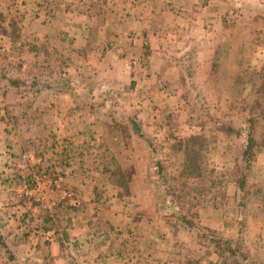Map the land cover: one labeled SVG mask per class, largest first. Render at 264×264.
Returning a JSON list of instances; mask_svg holds the SVG:
<instances>
[{
	"label": "rangeland",
	"instance_id": "374dc122",
	"mask_svg": "<svg viewBox=\"0 0 264 264\" xmlns=\"http://www.w3.org/2000/svg\"><path fill=\"white\" fill-rule=\"evenodd\" d=\"M168 1L0 0V264H264V128L244 161L238 104L264 106V21L232 22L209 59L201 1ZM200 133L187 179L180 142Z\"/></svg>",
	"mask_w": 264,
	"mask_h": 264
},
{
	"label": "crops",
	"instance_id": "0c3cea01",
	"mask_svg": "<svg viewBox=\"0 0 264 264\" xmlns=\"http://www.w3.org/2000/svg\"><path fill=\"white\" fill-rule=\"evenodd\" d=\"M166 1L169 2L168 0ZM180 1L183 2V4L187 3V1L196 3L201 1L200 3L202 5L199 10L196 11L197 13L193 10L191 14L188 13L187 16L190 25L192 26L190 33L194 31V35L191 34V36L193 38H199V48L202 51V54L206 55L204 57H208L209 59H213L214 54L220 51L223 46H226L228 49L231 45L229 42L230 36L233 33L231 31V26H233L231 25L232 22H235L236 25H241V22L246 25L248 23H254L253 26L259 28V26L262 25L261 22L264 21V0H177L178 3H180ZM174 5L176 6L177 4ZM167 10V13H171V11L183 12L185 8L183 6L179 7L178 5L177 9H174L173 7L168 8ZM160 11L161 9L157 12L160 14ZM183 14L184 13H181V15ZM87 17L89 16L86 15V18ZM180 20L183 21L184 19L180 18ZM182 26L183 28L188 29V27H184L183 24ZM162 49L164 50L166 48L164 47ZM236 49L239 51L241 48L237 47ZM258 50L259 53H263L264 46H260ZM112 58H115L119 64L123 57H115L113 56V53L108 52L103 61L109 62L112 61ZM131 76L132 73L130 74V77ZM8 155V153H4L6 160L9 158Z\"/></svg>",
	"mask_w": 264,
	"mask_h": 264
},
{
	"label": "trees",
	"instance_id": "16d2710c",
	"mask_svg": "<svg viewBox=\"0 0 264 264\" xmlns=\"http://www.w3.org/2000/svg\"><path fill=\"white\" fill-rule=\"evenodd\" d=\"M12 22V21H11ZM250 83L253 85H261L264 86V72H258L254 75V79H250ZM11 84H14V82L11 81ZM238 104L239 107L241 106V111L246 115L245 122L247 124V147L245 148L243 152V159L244 161L249 160L252 157V149L257 144V133H258V127L260 124H263L264 128V106L258 103H249L246 100L240 101ZM229 130V129H228ZM143 136V134H141ZM264 136V134H263ZM207 135L205 133H200L198 135L191 136L184 141L180 142V150L183 151V163L181 166V175L185 178L190 177H196L200 174V168L198 166L196 155L198 153L204 152L207 149V143H206ZM262 147H264V138L262 139ZM113 163H116L112 161ZM105 169L109 170L110 176L115 177L114 183L117 186L126 187V180L125 175L122 172L121 167L116 164L115 168H110L108 165H105ZM162 171V167L160 166L159 172ZM185 189V186L183 187ZM188 191L184 194V196H187L192 199H199L201 196H203V189L202 188H196V187H186ZM192 193L195 194L192 196ZM263 198V205H264V194L262 196ZM50 220V219H49ZM183 220L186 221L184 218ZM51 221V220H50ZM188 223H192L189 221H186ZM0 243L2 246H5L4 241H2L0 237ZM230 245V244H228ZM229 246L226 252L230 253V255L235 254L234 249H230ZM238 264V263H236ZM240 264V263H239ZM242 264V263H241Z\"/></svg>",
	"mask_w": 264,
	"mask_h": 264
},
{
	"label": "built area",
	"instance_id": "2783aa9c",
	"mask_svg": "<svg viewBox=\"0 0 264 264\" xmlns=\"http://www.w3.org/2000/svg\"><path fill=\"white\" fill-rule=\"evenodd\" d=\"M23 194L29 199H33L41 211H47L50 208V202L44 193H42V185L37 179H34L30 186L23 187ZM53 233L47 231L45 237L47 240H51Z\"/></svg>",
	"mask_w": 264,
	"mask_h": 264
}]
</instances>
